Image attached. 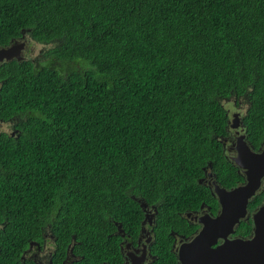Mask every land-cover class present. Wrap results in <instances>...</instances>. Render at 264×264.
I'll list each match as a JSON object with an SVG mask.
<instances>
[{
	"label": "trees",
	"instance_id": "obj_1",
	"mask_svg": "<svg viewBox=\"0 0 264 264\" xmlns=\"http://www.w3.org/2000/svg\"><path fill=\"white\" fill-rule=\"evenodd\" d=\"M26 37L47 47L0 63L6 229L37 230L54 208L85 262H121L113 231L137 233L144 201L154 264H176L169 232L214 203L206 169L225 188L243 179L224 101L250 146L264 140V0H0V46Z\"/></svg>",
	"mask_w": 264,
	"mask_h": 264
},
{
	"label": "flooded vegetation",
	"instance_id": "obj_2",
	"mask_svg": "<svg viewBox=\"0 0 264 264\" xmlns=\"http://www.w3.org/2000/svg\"><path fill=\"white\" fill-rule=\"evenodd\" d=\"M22 40L23 39L15 40L13 42L18 43ZM24 47L25 48H23L21 51L23 57H25L23 54L28 49V45H24ZM238 109L240 111H232L231 115L228 113L229 118L224 146L228 160L233 163L243 178L242 181L238 183L241 184L245 180L244 175L239 170L235 161L232 159V157L236 154L234 149L236 135L240 132L246 133L242 122L243 111L239 107ZM233 112H239L240 117L239 122L235 124V126L231 125ZM2 123L5 122L0 119V131L3 130V127L1 126ZM9 124V127L7 128H9V130L12 128L13 130L14 123L9 122ZM15 131L17 130L15 129L13 132L15 133ZM250 147L254 151L259 152L264 147V140L257 148L252 145ZM209 172L211 171L206 169L207 175L204 179H202V182L210 188L214 203L202 202V206L200 204L197 209H192L182 214L184 220L188 224L191 223L196 225V228H194L193 231L188 233L174 231L169 232L170 237L168 239H171L170 249L174 252L176 258V250L180 244L188 241L201 228L199 218H202L203 216L214 218L220 212L218 200L216 196L213 195V187L211 186L212 182H216V180H214L213 174L209 175ZM263 187L264 177L261 181L260 190L257 191L255 195H253L247 202L246 212L235 225L234 232L227 236L229 239H246L254 235V215L264 205V193L262 192ZM140 204L143 211V217L140 221V226L137 233H129L118 226L116 227L115 231H113L114 235H116L118 238L117 250L119 252V257H121V262L118 260V257H116L113 261L102 259L97 261L96 264H154L157 261L158 251L153 246L155 240L154 225L156 222L157 208L154 204L149 205L144 201H141ZM56 217H58L56 210L54 208H50L49 211L43 216L36 215L35 218H41L44 221L43 224L38 226L37 230H35V226H32V230H29L28 225H26V230L23 229L25 227L24 223L20 231H13L6 229L8 215L2 212L0 214V264H94L93 262H85L83 260L85 254L76 252L74 250L75 242H73L72 238H70V240H66L58 237L56 231L53 230L51 224L47 221L48 219ZM39 221L40 219L37 222ZM20 233L21 237L18 239ZM223 241L224 239L220 238L218 243ZM11 247H13L12 250ZM9 249L11 252L7 253ZM176 264H179L178 259Z\"/></svg>",
	"mask_w": 264,
	"mask_h": 264
},
{
	"label": "water",
	"instance_id": "obj_3",
	"mask_svg": "<svg viewBox=\"0 0 264 264\" xmlns=\"http://www.w3.org/2000/svg\"><path fill=\"white\" fill-rule=\"evenodd\" d=\"M24 45L21 41L0 46V63L13 58L21 60ZM239 120V112H233L231 125L235 126ZM244 137V132L236 135V154L232 157L244 175V182L231 188L212 182L220 212L214 218H199V231L176 250L179 264H264V205L254 215L253 236L246 239L227 237L244 216L247 202L260 190L264 177V147L256 152ZM220 238L224 241L218 243Z\"/></svg>",
	"mask_w": 264,
	"mask_h": 264
},
{
	"label": "rangeland",
	"instance_id": "obj_4",
	"mask_svg": "<svg viewBox=\"0 0 264 264\" xmlns=\"http://www.w3.org/2000/svg\"><path fill=\"white\" fill-rule=\"evenodd\" d=\"M22 41L25 42V46L28 45V49L25 51V55H29L33 57L38 54V51L40 48L43 49V47H47V45H39L35 44L32 39L29 37H26ZM25 48V47H24ZM225 106L228 108V113L231 115L232 111H240L238 107H236L231 100H225L224 101Z\"/></svg>",
	"mask_w": 264,
	"mask_h": 264
},
{
	"label": "bare ground",
	"instance_id": "obj_5",
	"mask_svg": "<svg viewBox=\"0 0 264 264\" xmlns=\"http://www.w3.org/2000/svg\"><path fill=\"white\" fill-rule=\"evenodd\" d=\"M212 186V185H211Z\"/></svg>",
	"mask_w": 264,
	"mask_h": 264
}]
</instances>
